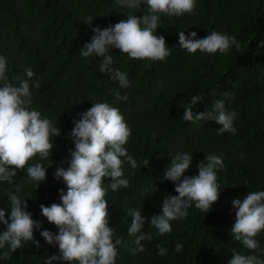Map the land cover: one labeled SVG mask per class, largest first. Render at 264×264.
I'll return each instance as SVG.
<instances>
[{
	"label": "trees",
	"instance_id": "trees-1",
	"mask_svg": "<svg viewBox=\"0 0 264 264\" xmlns=\"http://www.w3.org/2000/svg\"><path fill=\"white\" fill-rule=\"evenodd\" d=\"M195 4V14H160L155 34L165 37L171 52L166 60L131 59L119 49H110L112 67L127 72L131 82L121 88L118 81L99 72L100 58L86 60L80 49L90 42L92 27L114 25L129 14H148L146 4L136 10L120 6L116 0H0V56L7 61L5 75L17 86L28 79L32 107L61 130L52 138L51 166L39 156L28 162L41 163L47 170L46 180L36 189L26 170L17 169L12 183L0 182V209L5 218L10 214L7 194L13 193L24 198L33 218L42 222L41 229L34 230L40 247L23 242L22 248L10 254L11 259H0V264H45L48 255L58 253V246L47 244L40 235L43 229L56 234L58 228L41 215L39 206L61 203V191L66 193L67 185L53 174L57 167L69 166L74 121L94 102L105 101L118 107L131 127L125 147L141 164L135 169L123 165L130 187L112 191L108 187L111 178H103L113 240L125 242L117 246L116 264H228L233 251L264 259V252L245 249L230 232L236 212L232 199L242 201L249 191H264V46L258 48L264 41V0H195ZM89 17L91 25L85 23ZM213 30L235 36L239 49L233 46L227 53L210 55L199 50L190 54L179 46V31L185 35L195 31L199 39ZM27 67L35 73L31 79L25 75ZM37 82L39 87H35ZM213 89L215 96L210 95ZM113 90L126 93L127 101H116ZM224 92L230 98L222 97ZM201 93L204 101L193 111L206 112L214 100L225 99L226 107L237 113L235 134H219L220 125L214 121L182 119L184 106ZM178 152L193 157L186 176L198 174L197 164L206 155L222 156L224 167L217 172L219 199L207 213L193 204L186 218L171 221L169 234L159 235L146 219L141 231L153 238L141 241L143 252L131 254L136 245L135 237L127 233L132 219L129 210L139 209L146 218L161 213L164 197L176 195L174 183L163 180L162 174ZM145 160L148 164L142 165ZM18 185L20 192L16 193ZM5 228L0 222V232ZM257 240L264 249V231ZM177 243L182 245L179 253ZM157 244L167 249L165 255L157 254Z\"/></svg>",
	"mask_w": 264,
	"mask_h": 264
},
{
	"label": "clouds",
	"instance_id": "clouds-1",
	"mask_svg": "<svg viewBox=\"0 0 264 264\" xmlns=\"http://www.w3.org/2000/svg\"><path fill=\"white\" fill-rule=\"evenodd\" d=\"M120 6L139 10L146 4L148 14L137 16L129 14L114 25L105 28L99 25L92 27L90 42L80 49V55L89 58H100L99 72L107 74L109 79L118 81L121 88L130 86L128 74L112 67L114 60L110 49H119L131 59L164 61L170 55V49L163 35H156L160 24V14L180 17L185 13L195 14V0H116ZM92 18L85 22L91 25ZM195 31L185 35L179 31V46L188 53L214 55L217 52L227 53L233 46L239 49L240 41L235 36L213 30L203 38L197 39ZM264 46L261 41L258 48ZM6 58L0 56V182H13L17 169L26 170L30 181L35 182V189L46 180V167L41 163L29 165V161L39 156L49 159L53 150V137L61 134L60 128L41 116L39 110L32 107L29 80H21L17 85L8 81ZM31 79L35 73L31 67L24 69ZM35 87H39L38 82ZM116 101H127V94L113 90ZM215 96L216 91H210ZM230 98L228 92L221 93ZM203 93L193 95L184 106L182 119L187 122L214 121L220 125L219 134H235L234 120L237 113L229 110L225 99H216L206 112H194L198 103H203ZM57 125V124H56ZM74 149H69L71 159L67 168L57 167L54 178L61 179L67 185V191H61V203L50 206L41 204L40 211L47 221L58 228L54 234L48 229L40 231L44 241L58 246V253L48 255L45 264L59 261L61 264H116L117 246L125 242L122 238L113 240L114 228L109 226V211L104 187V177H110L108 187L112 191L130 187V181L124 178L123 165L128 163L133 169L141 164L128 154L125 145L132 136V129L118 107L108 102H94L86 111L80 113V119L74 121L70 132ZM244 158L243 153L240 154ZM193 157L187 152H178L172 156L162 174V179L172 181L176 195H166L162 201V211L146 218L141 210L130 209L132 217L127 233L134 236L131 254L143 252L141 241H151L152 234L141 231L146 219L150 227H155L159 235L172 231L171 221L187 217L188 209L194 204L203 213L210 211L213 203L220 196L217 172L224 167L222 156L206 155L198 162V174L184 175L191 166ZM148 160L142 162L147 165ZM11 166V170H10ZM183 177V178H182ZM20 186L16 187V193ZM151 194V193H150ZM149 194V195H150ZM10 214L5 218V211L0 209V222L6 226L0 232V259H11V253L22 248L23 242L32 241L37 248L39 241L34 238V230L41 229L42 222L34 219L28 211L27 201L18 194L8 193ZM236 209L235 222L230 232L235 241L245 249L255 252L261 249L257 236L264 231V191H249L241 201H231ZM139 233V235H137ZM157 254L165 255L167 249L156 245ZM182 245L177 243L175 251L181 252ZM228 264H264L255 254H241L233 251Z\"/></svg>",
	"mask_w": 264,
	"mask_h": 264
}]
</instances>
